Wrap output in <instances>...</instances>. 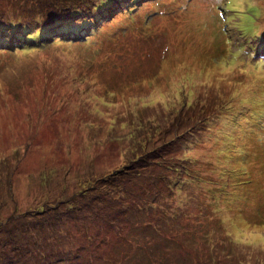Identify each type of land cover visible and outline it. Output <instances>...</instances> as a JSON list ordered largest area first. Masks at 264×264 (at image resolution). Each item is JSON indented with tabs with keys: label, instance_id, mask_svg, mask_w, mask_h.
<instances>
[{
	"label": "rangeland",
	"instance_id": "obj_1",
	"mask_svg": "<svg viewBox=\"0 0 264 264\" xmlns=\"http://www.w3.org/2000/svg\"><path fill=\"white\" fill-rule=\"evenodd\" d=\"M0 44V264H264V0H0Z\"/></svg>",
	"mask_w": 264,
	"mask_h": 264
},
{
	"label": "trees",
	"instance_id": "obj_2",
	"mask_svg": "<svg viewBox=\"0 0 264 264\" xmlns=\"http://www.w3.org/2000/svg\"><path fill=\"white\" fill-rule=\"evenodd\" d=\"M1 45V44H0ZM15 47V46H14ZM15 48H17V47H15ZM127 169H129L128 167H126ZM173 245V244H172Z\"/></svg>",
	"mask_w": 264,
	"mask_h": 264
}]
</instances>
